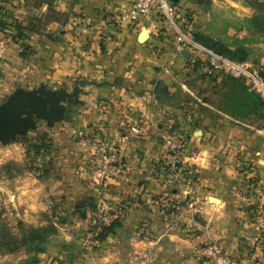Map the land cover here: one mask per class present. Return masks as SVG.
Returning a JSON list of instances; mask_svg holds the SVG:
<instances>
[{
	"label": "crops",
	"instance_id": "obj_1",
	"mask_svg": "<svg viewBox=\"0 0 264 264\" xmlns=\"http://www.w3.org/2000/svg\"><path fill=\"white\" fill-rule=\"evenodd\" d=\"M135 1L62 0L56 8L69 12L66 24L52 23L33 35L25 56L10 47L0 61V104L19 90L44 87L53 94H68L62 103L67 106L66 127L54 139L50 179L63 193L59 211L72 219L79 210L92 220L91 204L96 202L126 208V216L101 242L84 237L80 244L85 250H80L65 236L66 240L50 242L35 262L137 264L138 254L150 250L154 264H212L202 254L210 241L241 259L263 257L264 119L252 111V92L226 75L208 77L191 68L158 17L137 26L119 24L117 18L129 12ZM173 3L192 32L209 35L232 49L243 45L247 62L264 65V28L248 26L245 20L252 11L244 3ZM217 13L230 14L237 21L217 31L213 22ZM145 31L148 35L142 43ZM23 74L25 79L20 77ZM158 83L166 94L156 92ZM173 124L188 133L190 151L200 152L198 211L184 214L177 213L173 202L184 199L189 190L163 182L158 174L165 156L163 137ZM83 138L109 140L124 155V176L92 180L86 167L95 148L81 146ZM2 147L5 154L14 151L13 159L24 164L26 154L17 144ZM11 178L21 184L26 179L39 181L26 170ZM255 182L257 189L251 186ZM20 192L21 188L14 195L20 203L22 198L28 201L30 195L22 197ZM41 194H35L36 201ZM161 197L167 202L162 207L155 205ZM5 215L10 221L28 219L26 210ZM8 223L10 231L15 224ZM63 230L67 229L62 228V234Z\"/></svg>",
	"mask_w": 264,
	"mask_h": 264
},
{
	"label": "rangeland",
	"instance_id": "obj_2",
	"mask_svg": "<svg viewBox=\"0 0 264 264\" xmlns=\"http://www.w3.org/2000/svg\"><path fill=\"white\" fill-rule=\"evenodd\" d=\"M60 1L62 0H0V39L8 42V48L5 52V56L0 61L6 59L10 47L15 49L17 54L20 51L22 53H19V55L25 56L24 54L29 51V45H27V43L31 41L30 38L33 35L37 34L36 31H34L35 28H44L45 20L42 17L44 14H48V4L54 7L56 11L60 12L56 8L58 7ZM235 1L244 3L247 7H249L252 11L253 16L254 10L249 6V3H251L252 0ZM257 1L264 3V0ZM42 2H45V4H42ZM45 9L46 12L43 13V10ZM60 13L62 14H50V18H59L63 25V22H65L67 17H69V12L63 13L61 11ZM247 20L248 19H246L245 22H247ZM236 21L237 20H235L234 17H230V14L225 15L223 13H217L216 18L213 20L214 24H217V31H221L220 28L224 27L227 22L229 23ZM171 32L168 33L172 35L173 31ZM192 34L195 36L194 31L192 32ZM232 42L235 43L236 41L233 40ZM26 69H28V67ZM26 75H28V70L26 72ZM26 75H20V77L22 79H25L27 77ZM9 98L10 97H7L6 102ZM63 108V117H61L57 121L51 122L45 118H38L34 116L33 119L35 127L33 129L34 131L31 133L32 135H29V133L27 135H18L16 140L12 141L13 143L10 142L11 144H17L20 149L22 148L24 154H26V157H24L23 165H20L18 161H15L13 159V155L15 154L14 151H9L6 154L5 152H2V146L10 145V143L4 144L3 142H0V264H36L35 259L38 255L36 248L38 245L36 242H32L31 237L32 231L36 230L45 231L50 230V228L55 229V233H48L47 242L45 243V245H42L44 246V248L50 242L56 240L60 241L63 239L66 240V237L71 238V243H74L75 245L77 244V248L80 250H85L84 246H81L80 244L82 243L84 237L87 238L88 236L89 238H91V240L101 242L99 240V235L103 232L104 227L100 226L95 219L94 213L97 209L95 211H92L91 213L93 216L92 220L87 219L86 217H82L81 214H85V212L81 213L79 210L74 211L75 215L72 217V219L67 218V216L59 211V203H61V194L63 193L59 194L57 189L61 186H58L55 183L52 184V181L50 180L51 176L53 175L51 174V167L53 166L52 161L54 160V147L56 145L54 139L58 140L57 136L59 132H61V130L66 127V104L63 105ZM170 127L178 128L175 124L171 125ZM170 127H167L168 129L166 130L169 131L171 129ZM183 135L187 137L188 133L185 132L183 133ZM16 154L19 155V149H17ZM86 169L90 178L92 180H95L92 178L90 167H88V164ZM21 170L31 172L34 177L36 176L38 178V183L35 182L34 178L26 179L22 184L20 182H17V178H11L13 177V175L18 174ZM96 178H98V176ZM5 181L7 182L4 183ZM251 186L252 188L257 189L256 182L251 184ZM20 188V194L22 195V197L30 195L27 198L28 201L22 198L20 203L19 196H14L15 192L17 193ZM40 191H42V194L40 195L41 197L38 199V201H36L37 197L35 194H37V192L39 194ZM9 194H12V196L10 197ZM91 205H95L96 208H98L100 204L96 202V204ZM85 206L86 205H84V207ZM20 210L27 211V222H19V220H16L17 222L10 221L8 215H5V213H7L8 211L16 213ZM259 219L260 218H258V221L261 225L262 223ZM35 221L40 222L35 223ZM8 222H12L13 224H15L12 225V230L10 231L8 230V228L10 227ZM62 228H66L68 230H63L65 235L60 231ZM212 242L217 241L207 242L204 244V246ZM140 254H138V257L140 256ZM4 257L9 258L4 261Z\"/></svg>",
	"mask_w": 264,
	"mask_h": 264
},
{
	"label": "built area",
	"instance_id": "obj_3",
	"mask_svg": "<svg viewBox=\"0 0 264 264\" xmlns=\"http://www.w3.org/2000/svg\"><path fill=\"white\" fill-rule=\"evenodd\" d=\"M152 17H158L163 22L166 32L173 31L175 49L180 54H189L188 64L191 68L208 77L223 74L242 81L264 101V65L254 66L248 62L234 60L199 42L186 23H183L179 16V8L173 0H136L134 7L118 17L117 21L121 25L137 26L140 22L150 20ZM7 43L0 39V60L5 56ZM170 128L163 137L165 156L158 173L159 177L163 182L189 190L184 199L173 202V207L178 214L198 211L196 167L200 152H191L187 137L180 129ZM80 144L85 148H95V154L88 162L93 179L98 176L103 181H108L124 176L126 172L124 155L109 140L83 138ZM166 203L165 198L162 197L155 200V205L160 207ZM94 216L100 226L107 227L113 222L121 221L126 216V208L121 204L101 203ZM202 254L213 264H264V257L252 260L227 254L218 242L203 246ZM137 264H154L151 251L142 252L137 259Z\"/></svg>",
	"mask_w": 264,
	"mask_h": 264
},
{
	"label": "water",
	"instance_id": "obj_4",
	"mask_svg": "<svg viewBox=\"0 0 264 264\" xmlns=\"http://www.w3.org/2000/svg\"><path fill=\"white\" fill-rule=\"evenodd\" d=\"M199 5L210 6L212 0H197ZM147 31L140 36L143 43L147 39ZM189 58V54L184 53ZM156 92L166 94L160 83ZM68 94H53L40 88L33 91L19 90L7 102L0 105V142L8 144L15 141L18 135H27L35 127L33 117L57 121L63 117V105Z\"/></svg>",
	"mask_w": 264,
	"mask_h": 264
},
{
	"label": "trees",
	"instance_id": "obj_5",
	"mask_svg": "<svg viewBox=\"0 0 264 264\" xmlns=\"http://www.w3.org/2000/svg\"><path fill=\"white\" fill-rule=\"evenodd\" d=\"M42 4H45V2H42ZM48 6H49V9L47 11L48 14H44L42 17L45 20L44 28H42V29H40L39 27L35 28L34 31H36L37 34L43 33L51 23L62 24V22L59 20V18H55V19L50 18V14L51 15H53V14L59 15L62 13L56 11L54 9V7H52L50 4H48ZM249 6L253 8L254 14L252 17H250L247 20L248 26L252 29H263L264 28V3L258 2L257 0H252L251 3H249ZM47 16H49V17H47ZM55 16H57V15H55ZM67 21H68V17L65 20V22H63V23L66 24ZM195 38L199 42H201L204 45L212 48L213 50H215L216 52H218L220 54L228 56V57H230L234 60H237V61L247 62L248 50L243 45L242 46L240 45L239 47L232 49L229 44L224 43V42L217 40V39H215L209 35L199 33V32L195 33ZM226 77H228L229 79H231L233 81L242 82V81L233 79L229 76H226ZM242 83H244V82H242ZM249 101L252 104V111L258 113V115H260V117L262 119H264V101L254 92H252V95L249 96ZM96 209L97 208L95 205L91 206L92 211H95ZM119 224H120L119 221H117V222H113L112 224H110L107 227H104L103 232L99 235V240H103L106 237H108L110 234H112L114 232V229L116 228V226H118ZM49 232H51V234L55 233V229L50 228V230H45V231L44 230L32 231V235H31L32 242L37 243L38 246L36 248V251L38 253L43 252L44 246H42V245H45V243L47 242V235Z\"/></svg>",
	"mask_w": 264,
	"mask_h": 264
}]
</instances>
